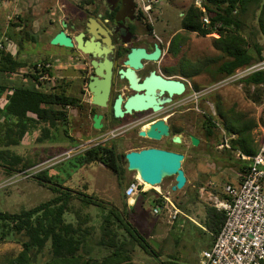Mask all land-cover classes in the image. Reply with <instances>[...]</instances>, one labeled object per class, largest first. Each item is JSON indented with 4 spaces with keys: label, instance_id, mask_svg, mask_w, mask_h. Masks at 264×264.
Returning a JSON list of instances; mask_svg holds the SVG:
<instances>
[{
    "label": "rangeland",
    "instance_id": "rangeland-1",
    "mask_svg": "<svg viewBox=\"0 0 264 264\" xmlns=\"http://www.w3.org/2000/svg\"><path fill=\"white\" fill-rule=\"evenodd\" d=\"M139 1L142 4V0ZM158 1L159 3L153 6L149 18L159 25L160 35L164 40V50L167 51L168 41L175 33L180 36L185 35L187 38L178 55L172 56L166 52L165 61L172 65L171 69L174 73L183 77L181 73H189L194 67V62L199 63L201 60L215 58L220 54L212 42L213 38L219 36L218 33L203 37L193 32L186 34L180 28L181 19L187 8L192 4L201 7L202 0ZM7 5L0 4V44L4 43L10 51L15 50L16 46L13 42L16 41L11 37V33H15L17 29L11 23L17 21V15L22 18L29 17L31 25L28 29L39 39L34 42L29 41L28 37L24 39L25 42L28 41L27 44L23 43L24 58L30 63L46 62L47 60L43 61L44 58L53 60L58 58L57 61L51 60L55 64L52 68L53 79L49 82L50 86L56 84L65 86L66 93L79 98L82 107H68L67 122L63 121L64 125L61 123L59 128L53 130L49 139L38 141L39 126L26 135L18 146L12 148L25 158L31 159L35 165L26 170L27 175L23 173L7 175L0 169V210L18 211L51 198L55 194L51 185L40 184L32 176L42 170L41 176L50 183L71 188L99 201V205H89L83 208L84 211L92 214L91 224L95 226L96 233H98L97 229H99L102 218L110 210L118 215L122 213L137 232L129 228V233H126L124 237L127 248L133 250L135 264H157L156 259L144 250L145 241L151 242L152 238L159 243V246L154 248H161L162 260L174 255L182 262L199 264L202 251L208 249L213 241L211 232L204 226L205 208L212 206L200 197L198 191L195 192L196 183L200 181L202 185H207L212 182L213 185L208 189L221 194L223 184L228 181L235 182L241 177L239 168L245 163L239 160L238 151L217 147L224 142L225 138L228 139V135L223 131V122L226 118L230 120L238 114H242L245 119H253L256 126L251 132L254 140L251 146L254 145L258 149L264 136L262 123L264 121V96L260 103L252 102L244 94L241 79L232 80L226 77L213 81L207 73H200L190 78L183 77L188 82V89L175 105L181 103L180 109H185L184 103L190 102L189 105L192 108L190 120L186 125L184 116L181 119L173 116L169 122L175 129L186 128L187 134L190 133L200 140L197 146H191L189 141L173 146L184 153L182 169L187 177L186 185L180 190L172 191V185L175 183L174 177L167 178L157 186L158 188L149 185L145 190L147 194L137 193L132 196L135 202L129 203L130 197H125L124 189L129 181L135 180L139 175L127 170L124 158L125 171L122 178L117 177L101 163L81 165L76 154L98 143L107 145L115 143L117 150L125 154L133 149L164 146L167 139L154 141L138 136V131L147 123L139 124L136 128L119 134L109 129H94L91 118L84 109V104L90 100V96L86 89L84 71L81 69L82 62H73L69 57H62L60 60L61 51L57 52L54 50V45L46 44V40L51 38L56 31L54 25L49 24L46 27L47 5L41 0H16L12 1L9 6ZM247 23L252 27L256 26V16L251 14ZM44 27L46 28L43 29ZM257 39L264 46V37L258 34ZM262 55L264 57V50ZM182 60L186 61L185 65L179 67ZM30 69L31 66L28 65L20 72L14 73L11 79L30 84L29 78L24 76V73ZM218 106L222 116L217 112ZM202 111L211 113L218 123L215 131L217 142L214 138L206 139L199 129V117ZM165 114L167 112L161 115L165 116ZM156 117L157 115H154L146 122ZM64 129H67V134L64 133ZM159 191L169 192L170 200L181 210L176 220L170 221L168 210L165 207L160 214L152 213ZM74 204L81 207L77 199ZM165 204L169 207V203ZM65 217L70 219L72 214L66 213ZM158 221H163L164 227H155L154 224ZM21 248V242L17 236L10 235L0 241V264H9Z\"/></svg>",
    "mask_w": 264,
    "mask_h": 264
},
{
    "label": "trees",
    "instance_id": "trees-1",
    "mask_svg": "<svg viewBox=\"0 0 264 264\" xmlns=\"http://www.w3.org/2000/svg\"><path fill=\"white\" fill-rule=\"evenodd\" d=\"M251 14L256 16V26L253 27L247 23ZM205 16L208 22L203 20ZM16 19L17 21L11 23L13 27L26 24L28 17L17 15ZM180 28L186 34L193 32L203 37L212 33L219 35L213 38L212 42L220 54L199 63L194 62V67L189 73H181L185 78L207 73L213 81H218L232 75L237 69L264 58V46L257 39L258 34L264 37V0H202L201 7L192 4L187 8ZM26 37L27 34L22 39H14L18 48L16 55L6 49L0 50V169L7 175H27L26 170L35 165L31 159L12 149L18 146L26 135L40 126L38 141L49 139L53 130L59 128L61 123L64 125L63 121L67 122L68 107H82L80 99L67 94L63 85L56 84L49 91L36 87V62L30 63L22 54V40ZM186 41L185 35L175 33L168 41L167 53L178 55ZM185 62L182 60L179 67L184 66ZM28 65L31 69L24 73V76L29 78L30 84L11 79L14 73L20 72ZM240 83L248 99L255 103L262 101L264 69L242 78ZM217 112L222 116L219 106ZM262 123L264 125V121ZM217 126L215 117L202 111L199 129L206 139L214 138L218 141L215 133ZM254 126L256 122L243 118L242 114L230 120L226 118L223 122V131L229 137V148L226 149L238 151L248 157L254 155L256 148L251 146L254 143L251 133ZM64 133L67 134V129H64ZM76 155L81 165L101 163L117 177H124V154L117 150L115 143L94 144ZM243 162L245 164L239 168L241 176L246 167L245 160ZM42 173L41 170L32 176L40 184L51 185L55 193L51 198L18 211L0 210V241L10 235L17 236L22 246L21 251L9 264H135L133 250L127 248L124 239L125 234L133 227L122 213L118 215L110 210L102 218L96 233L95 226L91 224L92 214L83 208L99 205V201L71 188L50 183L41 176ZM196 184L195 192L203 183L198 181ZM225 184L237 185L236 182L230 181ZM76 199L81 203V207L75 206ZM162 201L159 194L158 198H155L156 205H163ZM205 210L204 226L214 237L223 223L224 213L209 206H206ZM66 213L72 214V217L67 219ZM133 230L136 232L134 228ZM145 244V252L153 256L157 264H188L174 255L162 260L161 248L155 249L148 241H145Z\"/></svg>",
    "mask_w": 264,
    "mask_h": 264
},
{
    "label": "flooded vegetation",
    "instance_id": "flooded-vegetation-1",
    "mask_svg": "<svg viewBox=\"0 0 264 264\" xmlns=\"http://www.w3.org/2000/svg\"><path fill=\"white\" fill-rule=\"evenodd\" d=\"M16 0H0V4H8ZM47 5L46 27L50 25L56 26V34L59 31H64L72 42L71 47L54 45V50L61 51L60 60L62 57H69L73 62H82L84 71V79L86 81V89L90 96V100L84 104V109L88 112L91 118L94 114H101L102 128L109 131L123 133L136 128L139 124L144 125L152 116L168 118L170 136L162 137L161 140L167 139L164 146H157L168 150H173L179 153H184L182 150L173 148V146L181 145L183 142L189 141L191 146L190 136L187 134V129L174 128L169 122L173 116L181 119L185 117V123L190 120L191 106L189 103H184L185 109H180L181 103L175 105L176 101L184 96L188 89V82L185 78L174 73L171 69L172 65L165 61L166 52L164 50V40L160 35L158 23L149 18L153 6L155 7L158 0L150 1V7L147 11L143 8L139 0H41ZM31 19L28 17L26 24L15 26L17 31L11 33L12 38L22 39L28 36L29 41L38 40L28 27ZM44 27L43 29H45ZM46 31V30H45ZM52 35V36H53ZM51 36V37H52ZM81 36L83 45L88 48L87 52L78 48L77 37ZM50 39L46 40V44L52 45ZM16 40V39H15ZM25 42V40H22ZM26 41L24 44H27ZM15 50L10 51L4 43L0 44V50L6 49L11 54L18 53L17 43ZM169 43V42H168ZM169 45V44H168ZM161 49V56L157 60H151L142 57L140 59L141 66L134 67L126 64L129 53L133 49H144L146 53H151L155 48ZM46 60H58V58ZM131 68L135 71L139 81L149 76L151 72L160 75L166 79L180 80L184 83V91L177 95L171 96V101L163 104L162 109L158 112H153L151 109L145 111L124 112L123 116L115 117L113 104L120 96L122 98L121 109L124 110L126 99L136 91L129 85L128 79L121 77L120 70ZM93 82L99 95L105 94L100 101L103 104H95L92 101V92L89 89V83ZM106 87V88H105ZM105 88V90H103ZM164 97L168 94L165 92ZM191 100V99H190ZM173 108V109H172ZM167 112L165 116L161 114ZM154 118V119H156ZM190 126V124H188ZM147 126V124L145 125ZM144 126V127H145ZM101 128V129H102ZM138 134V133H137ZM174 134L181 136V143H174L171 137ZM139 136V135H138ZM144 138V137H143ZM148 139V138H146ZM160 141V140H159ZM200 142V141H199ZM184 160V159H183ZM183 162V161H182Z\"/></svg>",
    "mask_w": 264,
    "mask_h": 264
},
{
    "label": "built area",
    "instance_id": "built-area-1",
    "mask_svg": "<svg viewBox=\"0 0 264 264\" xmlns=\"http://www.w3.org/2000/svg\"><path fill=\"white\" fill-rule=\"evenodd\" d=\"M150 3L148 0L143 1L145 11ZM203 20L208 22L207 17ZM54 64L50 60L36 62L34 71L38 72L34 83L40 90L51 89L49 82L53 79ZM262 69L264 60L239 68L228 78L242 79ZM217 147L229 148L228 139L225 138ZM70 152L71 150L68 154ZM238 156L246 161V167L237 185L224 184L221 189L223 195L208 189L213 185L212 182L201 185L198 189L204 201L224 213L223 223L214 235L211 246L202 251L199 264H264V136L254 155L248 157L238 152ZM145 186L146 182L137 177L128 182L125 195L132 197L145 192ZM159 194L163 205H155L152 213L160 214L165 207L170 221L176 220L181 210L170 200L169 192L159 191ZM165 203H169V207Z\"/></svg>",
    "mask_w": 264,
    "mask_h": 264
},
{
    "label": "water",
    "instance_id": "water-1",
    "mask_svg": "<svg viewBox=\"0 0 264 264\" xmlns=\"http://www.w3.org/2000/svg\"><path fill=\"white\" fill-rule=\"evenodd\" d=\"M78 48L87 52L88 48L83 45L81 36L77 37ZM50 43L52 45H61L71 47L73 44L64 31H59L54 34ZM161 56V49L155 48L151 53H146L144 49H133L126 61V64L134 67H140V59L142 57L157 60ZM121 77H125L129 81V85L136 92L130 95L125 103L124 110L121 109L122 98L119 96L114 104L113 111L115 117L123 116L124 112L130 113L132 111H145L151 109L153 112H158L162 109L164 103L171 101L173 94H181L184 91L185 85L180 80L166 79L154 72L142 81H139L135 71L131 68L120 70ZM106 88V87H105ZM105 88L103 90H105ZM89 89L92 92V101L95 104H103L100 99L105 97V94L99 95L94 83H89ZM168 96L164 97L163 94ZM102 115L94 114L92 117V127L94 129H101ZM140 137L148 138L154 141H159L162 137L170 136L169 124L166 118L158 117L147 123L146 127H142L138 131ZM174 143H181V136L174 134L171 137ZM190 140L193 146L199 144V138L191 135ZM184 155L182 153L164 149L157 146H149L140 149L129 150L124 154L126 168L129 172L138 174L140 179L151 186H159L164 179L174 177L175 183L172 185V191L180 190L187 182V177L182 169V161ZM152 245L157 248L159 243L155 239H150Z\"/></svg>",
    "mask_w": 264,
    "mask_h": 264
},
{
    "label": "crops",
    "instance_id": "crops-1",
    "mask_svg": "<svg viewBox=\"0 0 264 264\" xmlns=\"http://www.w3.org/2000/svg\"><path fill=\"white\" fill-rule=\"evenodd\" d=\"M256 151H257V149H256ZM239 179H240V178H239ZM239 179L236 180L235 182L238 183V182H239ZM128 201H129V203H134V202H135V201L133 200V198H131V197H130V199H129ZM205 217H206V216H205ZM154 225H155V227H158V228H159V227H164V223H163V221H161V222L158 221V222H156Z\"/></svg>",
    "mask_w": 264,
    "mask_h": 264
},
{
    "label": "bare ground",
    "instance_id": "bare-ground-1",
    "mask_svg": "<svg viewBox=\"0 0 264 264\" xmlns=\"http://www.w3.org/2000/svg\"><path fill=\"white\" fill-rule=\"evenodd\" d=\"M150 184L146 183V187H149ZM155 188H158L157 185L154 186Z\"/></svg>",
    "mask_w": 264,
    "mask_h": 264
}]
</instances>
